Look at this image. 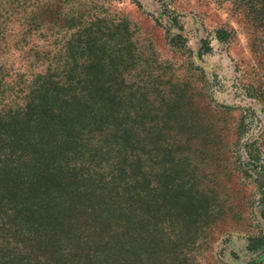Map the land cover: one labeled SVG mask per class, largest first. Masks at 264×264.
Masks as SVG:
<instances>
[{
	"label": "trees",
	"instance_id": "1",
	"mask_svg": "<svg viewBox=\"0 0 264 264\" xmlns=\"http://www.w3.org/2000/svg\"><path fill=\"white\" fill-rule=\"evenodd\" d=\"M28 1L0 0V264L177 248L207 205L187 160L171 159L146 86L126 78L136 63L126 23L55 20L61 48L31 47L44 21L24 13Z\"/></svg>",
	"mask_w": 264,
	"mask_h": 264
},
{
	"label": "rangeland",
	"instance_id": "2",
	"mask_svg": "<svg viewBox=\"0 0 264 264\" xmlns=\"http://www.w3.org/2000/svg\"><path fill=\"white\" fill-rule=\"evenodd\" d=\"M25 10L44 21L31 47L50 50L63 44L55 20L126 23L136 49L126 78L146 86L171 159L187 160L206 201L177 248L108 264H264V0H29Z\"/></svg>",
	"mask_w": 264,
	"mask_h": 264
}]
</instances>
